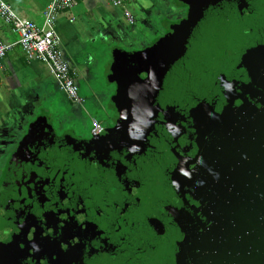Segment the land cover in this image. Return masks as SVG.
<instances>
[{"label":"flooded vegetation","instance_id":"flooded-vegetation-1","mask_svg":"<svg viewBox=\"0 0 264 264\" xmlns=\"http://www.w3.org/2000/svg\"><path fill=\"white\" fill-rule=\"evenodd\" d=\"M210 1L211 9L197 0L157 1L149 35L111 54L115 88L101 133L83 117L71 125L79 119L71 113L58 122L50 110L35 112L11 156H0V264H194L190 242L207 206L200 180L209 177L198 160L216 156L208 152L219 148L222 132L194 127L190 100L228 52L209 43L194 50L195 41L183 51L172 45L190 21L197 27L199 8L207 23L230 9L217 30L247 15L241 2L222 0L215 9ZM28 138L36 140L25 152Z\"/></svg>","mask_w":264,"mask_h":264},{"label":"water","instance_id":"water-1","mask_svg":"<svg viewBox=\"0 0 264 264\" xmlns=\"http://www.w3.org/2000/svg\"><path fill=\"white\" fill-rule=\"evenodd\" d=\"M197 1L204 9H211L205 4L208 0ZM219 1L222 0H215V9ZM226 2H241L247 11L238 26L227 23V28L216 29L221 19L227 18L229 8L216 17L211 15L210 23L199 8V14H194L199 19L194 24L197 27H190V21L177 40L181 43L170 38L175 42L172 46L182 51L190 49L188 43L195 41L194 50H203L209 43L220 53L221 49L228 52L227 59L217 60L215 80L201 79L209 84L198 85L196 89L203 91L195 92L197 96L190 100L193 126H201L205 132L219 127L222 132L219 148L208 152L216 156L198 160L209 175L200 180L207 193V206L205 223L199 224L190 242L191 258L194 264H264V84L259 81L260 75L264 80V59L260 69L257 67L256 78L245 62L253 49L264 54V0ZM213 17L219 21H213ZM156 52L157 49L151 55L154 57ZM176 55L179 54L173 57ZM226 65L231 70L228 75L221 69Z\"/></svg>","mask_w":264,"mask_h":264},{"label":"crops","instance_id":"crops-1","mask_svg":"<svg viewBox=\"0 0 264 264\" xmlns=\"http://www.w3.org/2000/svg\"><path fill=\"white\" fill-rule=\"evenodd\" d=\"M5 1L22 16L39 24L43 23L45 9L51 2ZM157 1L160 0H132L130 7L138 17L137 25L132 26L124 14L123 7L114 6L108 0H77L72 10L60 13L57 22L64 57L68 55L78 61L81 58L80 41L88 45L99 41L108 46L115 44L114 53L120 47L118 44L124 40L127 43L144 40L143 38L149 35L148 24L153 22L160 9ZM0 39L7 43H17L19 39L13 26L1 16ZM69 63L78 74L77 68L70 61ZM107 65V72L114 74L115 68L111 67L109 62ZM51 74L44 62L28 60L19 44H15L0 60V156L13 153L14 147L25 134L28 122L37 111L44 91L51 93Z\"/></svg>","mask_w":264,"mask_h":264},{"label":"built area","instance_id":"built-area-1","mask_svg":"<svg viewBox=\"0 0 264 264\" xmlns=\"http://www.w3.org/2000/svg\"><path fill=\"white\" fill-rule=\"evenodd\" d=\"M114 6L123 7L126 18L133 22V15L128 0H108ZM77 0H51L44 12L42 24L22 16L5 0H0V16L13 26L19 35L17 43H7L0 39V60L3 59L15 44H19L30 61H41L48 65L69 99L82 103L79 92L77 72L64 57L61 48V36L57 31V22L61 12L70 11L76 6ZM93 132L101 133L102 122L92 118Z\"/></svg>","mask_w":264,"mask_h":264},{"label":"rangeland","instance_id":"rangeland-1","mask_svg":"<svg viewBox=\"0 0 264 264\" xmlns=\"http://www.w3.org/2000/svg\"><path fill=\"white\" fill-rule=\"evenodd\" d=\"M174 1L175 5L179 4V0ZM168 8L170 7L167 5V3L163 8L164 10L161 8L164 14H167L166 11ZM125 41L126 40L118 45L126 47L127 45L125 44ZM157 41L158 39L154 42ZM111 46L105 45L101 41L98 43L93 42V44L89 45L80 41L79 54L81 58H79L78 61L71 59L68 55H66V58L78 70L77 82L79 84L80 95L84 99L83 102H74L73 105H70V101L67 99V94L61 88L56 76L51 74V93L49 91H44L45 94L37 106V111H42L43 109L50 110L49 112L56 116L58 122L61 120L65 121V118L68 117L69 113L76 117L79 116L78 120L73 119V124L71 125L74 126L79 124L81 118L83 117L89 122L91 130H93V124L90 120L89 114L97 116L100 120L106 123L107 119L109 118L107 95H109L111 90L115 88L114 83L111 81L112 74L107 72V64L109 62L110 66L115 68L117 61V57L114 56L113 58L111 56L115 49H113V46ZM132 48L138 49L141 48V46L139 44H135ZM113 54L115 55V53ZM35 140V138H32L29 142L28 138L29 145L28 147H24L25 152L30 151L31 143ZM20 152H22V149ZM10 153L4 154L3 157L5 158L7 156H11ZM21 155H23V153ZM0 170H2L1 166Z\"/></svg>","mask_w":264,"mask_h":264},{"label":"snow or ice","instance_id":"snow-or-ice-1","mask_svg":"<svg viewBox=\"0 0 264 264\" xmlns=\"http://www.w3.org/2000/svg\"><path fill=\"white\" fill-rule=\"evenodd\" d=\"M262 59H264V54H261L259 51L253 49L248 52L247 54V60L245 59V62L248 64L249 69L253 73V78H256L257 76V67H261ZM259 81L261 84H264V80L261 79V75L259 76ZM237 103H240V101H236ZM53 224L56 223L55 220L52 221Z\"/></svg>","mask_w":264,"mask_h":264}]
</instances>
